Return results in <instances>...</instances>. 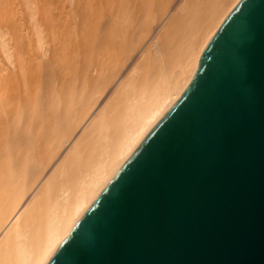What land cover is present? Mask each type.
Masks as SVG:
<instances>
[{
	"label": "bare ground",
	"instance_id": "bare-ground-1",
	"mask_svg": "<svg viewBox=\"0 0 264 264\" xmlns=\"http://www.w3.org/2000/svg\"><path fill=\"white\" fill-rule=\"evenodd\" d=\"M240 1L0 0V264L48 263Z\"/></svg>",
	"mask_w": 264,
	"mask_h": 264
},
{
	"label": "water",
	"instance_id": "water-1",
	"mask_svg": "<svg viewBox=\"0 0 264 264\" xmlns=\"http://www.w3.org/2000/svg\"><path fill=\"white\" fill-rule=\"evenodd\" d=\"M47 264H264V0L221 22Z\"/></svg>",
	"mask_w": 264,
	"mask_h": 264
},
{
	"label": "rangeland",
	"instance_id": "rangeland-1",
	"mask_svg": "<svg viewBox=\"0 0 264 264\" xmlns=\"http://www.w3.org/2000/svg\"><path fill=\"white\" fill-rule=\"evenodd\" d=\"M116 107L115 108H112L108 113H107V117H106V120L104 121V123L107 121V118H110L112 115H113V113L116 111ZM103 123V124H104ZM84 150L83 149H81V152H83ZM74 161H76V158H72L71 159V162H74Z\"/></svg>",
	"mask_w": 264,
	"mask_h": 264
}]
</instances>
